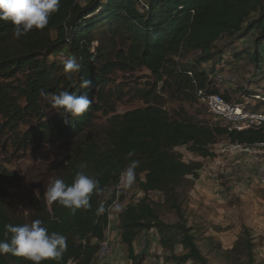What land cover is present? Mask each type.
<instances>
[{
    "label": "trees",
    "instance_id": "obj_1",
    "mask_svg": "<svg viewBox=\"0 0 264 264\" xmlns=\"http://www.w3.org/2000/svg\"><path fill=\"white\" fill-rule=\"evenodd\" d=\"M13 28L10 21H0L2 148L10 144L15 151L26 152L72 142L54 180L62 178L71 184L82 170L99 181L101 191L92 194L90 207L75 212L47 201L41 192L31 198L24 215L10 208L9 193L0 184V240L10 239L6 224L22 226L40 219L50 233L67 237L62 257L43 264H97L109 223L108 207L116 200L122 176L131 169L143 197L125 207L117 227L131 263L140 261L135 252L139 236L154 230L161 248L169 254L167 264H209L199 248L196 229L188 224L179 203V190L189 178L194 182L199 179L201 164L184 162L177 149L213 158L212 147L219 138L249 146L264 143V126L229 131L219 122L198 120L183 108L169 111L166 98L198 102L195 82L198 89L219 93L209 88L210 73L201 66L221 54L213 50L224 36L242 39L256 34L257 51L249 59L260 67L264 0H146L143 4L138 0H87L84 5L78 0H61L59 12L44 29H33L18 40ZM183 53L199 56L190 67H180L176 57ZM69 54L81 65V71L71 74V79L58 61ZM140 69L151 74L142 88L126 89L116 84L117 73L133 76ZM83 79H90L92 86L81 88ZM41 88L49 94L65 90L86 94L93 98V104L82 116L65 122L59 113L63 110L53 109L50 97L39 96ZM128 98L141 101L145 107L117 114L118 104ZM101 117L106 119L102 126L97 124ZM27 124L30 127L21 131ZM130 152L134 154L130 156ZM112 189V198L103 201L105 192ZM153 193L163 195L165 203L153 201ZM168 205L178 218L176 223L168 224L161 218L162 208ZM101 206L104 211L98 213ZM254 240L252 231L245 228L241 241L224 252L226 260L244 255L248 264H254ZM178 246L184 254L176 253ZM0 264L32 262L0 254Z\"/></svg>",
    "mask_w": 264,
    "mask_h": 264
},
{
    "label": "rangeland",
    "instance_id": "obj_2",
    "mask_svg": "<svg viewBox=\"0 0 264 264\" xmlns=\"http://www.w3.org/2000/svg\"><path fill=\"white\" fill-rule=\"evenodd\" d=\"M78 1L84 5L87 0ZM256 38V34L242 39L224 36L215 45L213 51L221 54L209 63L202 64L201 69L212 76L221 74L231 77L233 81L227 80L221 87L216 88L210 79L209 88H216L219 93L227 95L234 102H240L242 95H253L255 92L264 94V54L260 67L249 59V56L257 51ZM198 56L199 53H183L176 57V61L180 67H190L197 61ZM60 59L61 57L58 61L63 63ZM114 79L117 85H122L126 89L135 86L142 88L145 82L151 80V74L145 69H140L133 76L117 73ZM166 99L165 106L169 111L183 108L198 120L210 124L217 123L198 102ZM143 107L145 104L141 101L128 98L118 104L116 113L124 114ZM53 113L51 111L50 115ZM105 122L106 119L101 117L97 124L102 126ZM30 125L22 126L21 131H26ZM227 142V138H219L217 144L213 146L212 152L215 156L208 159L195 156L186 148L177 149L184 162L201 164L199 179L194 182L189 178L184 188L179 190V203L188 224L196 229L199 248L208 258L209 264H248L244 255L233 256L232 260L228 261L224 254L241 241L245 228H249L255 238L254 264H264V187L259 185L256 173V168L261 164L264 165V156L258 163H255L251 157L239 158L237 162L232 161L217 150L218 145ZM3 143L4 140L1 139L0 184H3L9 193L8 204L15 214L27 215L31 198L39 196L41 192L44 193L53 182L59 165L63 164L69 155L72 142L46 145L37 150L32 148L26 152L15 151L10 144L2 148ZM127 172L122 176L118 202L110 206V213L114 216L143 197L133 173L129 179ZM113 191L112 189L109 193H105L103 201L108 202L112 198ZM151 199L161 204L165 203L163 195L153 193ZM161 213L165 223L173 224L178 221L169 205L163 207ZM115 231L116 233L112 235L110 255L97 264H132L128 259L127 247L121 242L119 229ZM135 252L140 258L138 264H167L166 259L169 257V254L161 248L159 237L154 230L139 236L135 243ZM176 253L184 254L183 248L178 246Z\"/></svg>",
    "mask_w": 264,
    "mask_h": 264
},
{
    "label": "clouds",
    "instance_id": "obj_3",
    "mask_svg": "<svg viewBox=\"0 0 264 264\" xmlns=\"http://www.w3.org/2000/svg\"><path fill=\"white\" fill-rule=\"evenodd\" d=\"M61 0H0V21H10L13 36L20 39L27 36L33 29L42 30L48 26L51 16L60 10ZM63 55V53H62ZM63 68L71 79V74L79 73L81 65L74 54L67 55L63 60ZM92 86L90 79H83L80 87L88 89ZM39 96L49 99L53 109H62L61 116L68 122L69 117H79L89 111L93 98L89 95H77L67 90L58 94H49L46 89H39ZM134 153L130 152L129 155ZM85 167V166H82ZM132 177L131 169L127 172ZM101 191L99 181L84 171H78L71 184L62 178L55 179L46 189L48 200L75 212L77 209L90 207V199L94 192ZM101 206L98 213L103 212ZM10 239L0 240V254H11L23 257L32 264H43L44 261L60 259L67 248V237L61 233L49 232L40 219L22 226L11 223L5 225Z\"/></svg>",
    "mask_w": 264,
    "mask_h": 264
},
{
    "label": "built area",
    "instance_id": "obj_4",
    "mask_svg": "<svg viewBox=\"0 0 264 264\" xmlns=\"http://www.w3.org/2000/svg\"><path fill=\"white\" fill-rule=\"evenodd\" d=\"M142 4L143 0H138ZM264 48V42L262 44ZM191 77L192 73H188ZM231 77H225L221 74L216 76L210 75V79L216 86L221 87L225 81L232 82ZM196 91L195 94L198 98V102L201 106L205 107L211 117H213L222 126L228 128L229 131H246L250 129H259L264 126V94L255 92L253 95H242L240 102H234L226 100L221 93L208 92L207 90L198 89L195 82ZM216 88H212L216 89ZM212 147V151H213ZM219 153L227 159L236 161L242 157H251L255 163L259 162V159L264 156V143L253 146L244 145L240 143L227 142L222 145H218ZM261 160V159H260ZM261 163V162H260ZM260 165V164H259ZM257 181L260 186L264 187V165L261 164L256 168ZM105 193H109L106 191ZM120 194V188H118L116 200L113 205L116 204L117 197ZM103 202L102 205H105ZM112 206V205H111ZM111 207H108V227L105 232V241L103 242L100 252L99 261L110 255L112 249V235L116 233V229L119 225V215L114 216L110 213ZM72 264V263H69Z\"/></svg>",
    "mask_w": 264,
    "mask_h": 264
}]
</instances>
